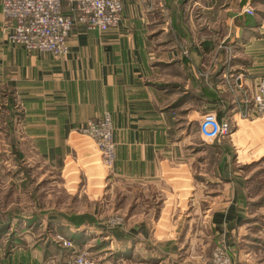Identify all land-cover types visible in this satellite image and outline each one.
I'll list each match as a JSON object with an SVG mask.
<instances>
[{
	"label": "crops",
	"instance_id": "0c3cea01",
	"mask_svg": "<svg viewBox=\"0 0 264 264\" xmlns=\"http://www.w3.org/2000/svg\"><path fill=\"white\" fill-rule=\"evenodd\" d=\"M248 1L252 0H122L117 27L98 33L76 24L67 38V53L59 58L9 43L0 7V141L9 135L3 120L14 105L15 148L20 154L19 159L13 154L15 164L10 166L15 179L3 183H11L20 195L28 194L34 213L45 210L40 217L24 211L21 202L17 208H5L0 237L8 230L1 226L9 222L10 232L19 223L29 231L48 230L68 239L75 235L78 241L89 235L101 237L122 251L156 247V253L143 256L145 263L182 264L177 259L183 248L180 236L193 221L201 220L213 241L215 234L228 239L237 230L236 241L243 249L264 251V226L257 236L249 235L252 228H259L250 215L251 206L264 202L245 199L249 182L242 168L249 162L238 153L246 155V149L237 147V159L235 152L226 155L217 169L225 175L223 181L206 178L198 184L192 179L196 130L193 133L190 124L199 111L225 102L230 109L227 116L235 123L232 139L244 136L243 132L264 133L263 120L238 118L236 123L235 99L224 79L230 74L234 91L243 88L252 95L264 76V0L251 2L253 15L243 12ZM225 53L232 58L228 71L221 61ZM218 57L222 58L218 61ZM222 93L226 99L220 98ZM105 113L111 117L114 163L112 169L99 173L100 151L76 130ZM81 164L91 175L90 185ZM4 166L0 161V169ZM77 171L85 182H77ZM176 171L188 178L183 209L178 203L172 208L166 205L174 184L169 178ZM204 186L199 196L198 188ZM39 189L46 197V201L41 198L44 203L35 198ZM67 197L75 199V210L61 203ZM257 209L264 212V205ZM72 215L93 222L72 224L68 220ZM115 218L122 221L120 227L109 229L108 221ZM177 219L184 225L177 226ZM166 220L175 225L167 229L160 224ZM115 229L123 240L110 237ZM167 235L178 236L176 242L166 245ZM228 242L236 249L232 237ZM66 251L49 239L15 246L0 238V264H62ZM249 255L240 251L238 263L255 264Z\"/></svg>",
	"mask_w": 264,
	"mask_h": 264
},
{
	"label": "rangeland",
	"instance_id": "374dc122",
	"mask_svg": "<svg viewBox=\"0 0 264 264\" xmlns=\"http://www.w3.org/2000/svg\"><path fill=\"white\" fill-rule=\"evenodd\" d=\"M248 4H250L249 1L248 3L245 4L243 10L248 7ZM249 7L253 8L252 5H249ZM253 14H247V15H253ZM221 53L222 51L219 52V55ZM225 55L226 57L224 56L223 60L221 61L225 63L223 70L228 71V69H230L232 66H230L231 63H229V65H227V63L230 60H232V58H231V54L229 53L228 54L225 53ZM218 58H219L218 59L219 61L222 57H218ZM228 76L230 77V74L224 75L225 82L227 83L225 86L228 88L229 93L231 94L232 98L234 97L235 99L234 100L235 101L234 110H235V113H237L238 115L236 116L237 117L236 123L238 122L239 119H244V120H249V121L254 120V119H260L264 121V118H261V117H243L242 116L244 97L245 95L249 96V94L245 92L243 88H242L243 90L240 88L241 91L240 90L234 91V87L231 86L232 85L231 78L228 79ZM224 93L220 94L222 95L220 97L221 99L227 98L226 94ZM237 94H241V98H239ZM230 101L231 100H229L228 102ZM212 104H214L213 106H211L213 107L212 110H209L203 113L199 111L200 108L198 106L197 110L199 111V116L196 118L195 121H192V123L190 124L191 131L194 133L196 130L195 132L196 135L194 133L193 139H192L193 141L192 145L195 148V150L192 153L193 155L192 179L197 181L198 184H200L206 178L208 179L211 178L214 180L217 179V180L223 181V179L225 178V175H221L220 170L218 172L217 169L220 168L224 164V159L226 158L227 154L233 155L234 154L233 152H235L234 158L237 159L236 150H239V148L242 147L246 149L247 154L246 155L242 154L241 151L238 154L242 155L241 156V158H243L242 160H246V162L247 161L249 162L248 166H244V168H242V171L244 175L247 176V180L249 182L245 199H247V201L248 200L255 201V204L259 200H263L264 202V156H262L264 154V138H261L263 137L264 133L256 135L258 133L252 134V131H250V134L243 132L244 136L240 135L237 138L232 139L231 138L232 129L235 123H234V120L230 119L226 113V111L229 112L230 109L225 107L226 106L225 102L218 104L220 106V109L219 107H217L218 105L215 102ZM205 117H211L216 122L219 128L224 124L227 125V128L230 132L226 135H220L219 133H216V132H211V133H209L208 131L203 132L201 130V126L203 123L202 119ZM14 131H15L14 128L13 129L11 128V132L9 133L7 137H5V140L0 141V149H1L0 153L3 154L2 156H0V161H1L2 166L5 165L3 167L4 170L0 169V221L6 215L4 214L5 208L9 207L10 210L13 209V207L17 208L20 202L22 203L20 204V206L23 209H25L24 211H28V212L32 211L33 214L38 215L40 217L45 216L44 212H42V211H45L44 209L40 210L38 208L36 213L33 212L35 211V210H32L33 209L32 205L34 204V202L32 204L31 197L26 196L28 194L23 193L20 195L17 192V190L13 189L10 182H9L10 185L7 183H3L5 180H9V179L14 180L16 176L13 172L14 170L13 169L10 170L11 164H15V161L13 159V154H14L15 143H17V140L14 137ZM5 149L6 151H4ZM221 150L223 151L222 153H221ZM256 158L259 160H257ZM96 160L97 162L99 161L96 164L98 166L97 172L99 173L104 172V171L106 172L107 170L102 165L101 160L99 158H97ZM7 167H9L8 168L9 171H7ZM81 167L85 169V167L82 164H81ZM176 172H174L175 174L172 175L171 178H169V182L174 183V184H172L173 192L172 194L168 195V202L166 205L168 208H172V206L174 207V205L178 203V206L183 209L186 207L185 200H186V195L188 194V189L186 190L187 185L185 181L188 178L186 176V173L178 172L179 173L178 174ZM86 173H87L86 180H87V183L89 184L88 177L90 179L91 175L90 173H88L87 170H86ZM97 176L100 177V175H97ZM77 177H78L77 182L79 181V179L80 181L85 182L84 176L80 175L79 177L78 171H77ZM38 178H40V176H38ZM66 180H68L67 177L65 181ZM58 181H59V177H58ZM25 182L27 183L28 181H25ZM175 183H176V186H175ZM198 189H199V193H198L199 196L200 194H203V192L206 190L205 186L202 188H198ZM25 190L30 191V189H23V192H25ZM41 191L45 193L46 190L45 188L41 186ZM41 191L39 189V194L36 195L35 198L39 203H44L46 201V197L43 198ZM200 191L202 192L200 193ZM41 198H43L45 201L42 200ZM64 198H63V202L61 203H64L65 201L68 207H70L71 209L73 208L75 210V207L78 206L75 203V199L73 198L74 200H72L70 197H67L66 199ZM262 204L264 205V203L258 202V204L251 206L252 213L250 215L253 214L255 216V220H257L256 222H258V225H259L258 226L259 228L257 227L252 228V231L249 232V235L251 236H254V235L257 236L258 235L257 230H259L262 226H264V217H263L264 212L260 213L259 210L257 209L258 206H262ZM173 222L171 223L170 221L166 220V221H161L160 224L166 225V228L169 229L170 225L172 224L173 226L175 225ZM175 223L179 227L184 225V221L178 220V219L175 221ZM120 225L121 224L115 225L112 228L109 225V221L107 223V226L109 227V229L120 227ZM32 229L34 231H29L27 227H23V228L21 227L18 233H15L14 235L8 232L9 231V227H8L7 232L4 233V235H2L3 237H0V238L4 239L6 243H12V245L14 244L15 246L16 245L20 246V244H25L26 246H29L31 244H37L39 242L41 243L42 240L44 239L53 240L55 241V244L59 245V247L60 246L61 248L63 247V250L65 249L68 250L66 251L68 254L67 259L71 257H75L77 253L86 252L91 257V259H93L97 264H147L145 263L143 256L154 254L156 253L154 250L157 249L156 247L152 248V246L149 245L150 248L148 249H145L143 247L141 248L138 246V247H132L130 249H125L122 251L121 249H119L120 248L119 246L116 247L112 244V247H111V244L107 240H105V237L102 236L103 239L105 240L103 242L102 240H100L102 239L101 237L92 238L94 237L92 235L85 237L86 239L84 240H80V241L86 242L85 245L82 244V242L78 241L79 239L75 235H73L71 240L73 241L75 245H73L71 248H67L60 243V238H59L60 235H58L57 233L49 234L47 233L48 230L44 232L43 230H40L38 228L37 229L32 228ZM184 232L180 236V240H179V242L183 244L182 250H180L179 253H177L178 254L177 259L179 263H182V264H211L212 259H213V253L215 252L216 248L221 247L220 249L224 251L226 250L227 254L229 255L231 264H239L237 261V255L240 251H246L247 254H250L249 259H251L252 262L257 261L255 264H264V251L258 250L255 247L247 248L246 246L243 249V247H241V242L237 243L236 241L237 233H238L237 230L234 231V233L231 235L234 243H237L235 246L236 249H232L229 245L228 241L231 237H228L227 239L223 237L221 234L219 235L215 234L214 241H213L210 229L208 228V226H206L205 222L201 220L193 221L190 224L189 229H187L186 231L187 233L184 234ZM177 237L178 236H174V235L168 236L167 235L165 239H169V240H167L166 243L168 244L166 245H170L169 242H172V241L176 242ZM150 239H154V238L151 237ZM101 241L103 243H101V246H100L99 243ZM235 251H237V254L235 253ZM150 263L159 264L158 261L156 260ZM55 264H60V262H57V263L55 262ZM166 264H171V263L167 262Z\"/></svg>",
	"mask_w": 264,
	"mask_h": 264
},
{
	"label": "built area",
	"instance_id": "2783aa9c",
	"mask_svg": "<svg viewBox=\"0 0 264 264\" xmlns=\"http://www.w3.org/2000/svg\"><path fill=\"white\" fill-rule=\"evenodd\" d=\"M261 0H252L258 2ZM244 13L253 14L252 7ZM3 33L9 43L22 47L27 52L48 53L59 58L67 53V38L76 24L88 31L105 32L118 26L123 10L122 0H0ZM66 9V10H65ZM243 117L264 118V76L260 77L252 95H245ZM201 130L226 135L227 125L220 128L211 117L202 119ZM89 137L101 153V162L109 171L114 163L115 145L112 139L111 117L105 113L97 119H89L76 130ZM122 222L115 218L109 221L113 228ZM60 243L71 248L72 240L59 236ZM59 243V242H58ZM216 248L211 264H231L226 250ZM62 264H97L86 252L68 258Z\"/></svg>",
	"mask_w": 264,
	"mask_h": 264
},
{
	"label": "trees",
	"instance_id": "16d2710c",
	"mask_svg": "<svg viewBox=\"0 0 264 264\" xmlns=\"http://www.w3.org/2000/svg\"><path fill=\"white\" fill-rule=\"evenodd\" d=\"M8 109L10 110V115L8 116V118H5L3 120V125H4L3 127H4V129H5V131L7 133H10L11 132V128L12 129L14 128L13 124H14L15 118L17 116V112L15 111L14 105L11 106V107H8ZM14 155L16 156L17 159L20 158V154L18 153V151H17V149L15 147H14ZM68 220L71 221L72 224H79L80 222H88V223H90V222L92 223L93 222L91 220H85V218L82 217V216H76V215L69 216ZM7 224H4L3 226H1V230L4 227L6 229H8V225L9 224L8 225ZM20 229H21V225L19 223H17L14 227H12V230L10 231V233L15 235V233H18V231ZM110 237H112V238L114 237V240L116 242L117 241H121V240L124 239V237L122 236L121 231L118 230V229L113 230V234Z\"/></svg>",
	"mask_w": 264,
	"mask_h": 264
},
{
	"label": "bare ground",
	"instance_id": "6f19581e",
	"mask_svg": "<svg viewBox=\"0 0 264 264\" xmlns=\"http://www.w3.org/2000/svg\"><path fill=\"white\" fill-rule=\"evenodd\" d=\"M66 238V237H65ZM71 240V239H70Z\"/></svg>",
	"mask_w": 264,
	"mask_h": 264
}]
</instances>
